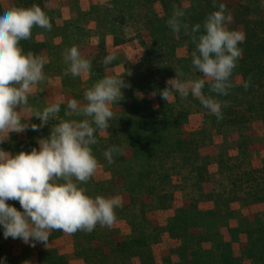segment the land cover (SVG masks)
Instances as JSON below:
<instances>
[{
  "label": "rangeland",
  "instance_id": "1",
  "mask_svg": "<svg viewBox=\"0 0 264 264\" xmlns=\"http://www.w3.org/2000/svg\"><path fill=\"white\" fill-rule=\"evenodd\" d=\"M220 2L232 15L228 27L245 34L228 94L210 92L207 83L203 89L222 102L224 118L218 120L191 92L187 98L173 93L171 102L148 100L145 94L162 91L170 78H203L192 65L193 35L204 31L205 18ZM33 3L52 23L51 30L34 26L31 37L20 42L46 60V79L30 95L33 111L60 99L58 115L80 119L65 115L68 99L83 102L85 90L104 75L125 81L114 119L107 132L97 131L98 143L92 145L99 167L82 185L92 196L119 194L123 206L111 227L97 225L90 233L53 229L47 242L35 246L5 238L0 228V257L7 264H264V163L253 166L244 140L235 138L240 133L235 125L257 116L264 124V87H243L241 63L247 36L264 37V0H0L3 7ZM174 7L185 10L188 33L168 26ZM197 23L201 28L192 33ZM73 45L92 61L90 72L77 77L65 74L63 60ZM107 53L117 58L105 66ZM257 58L263 67L264 53ZM28 123L40 119L32 116ZM55 123L11 132L5 141L30 142L4 141L0 147L11 153L38 148ZM112 145L122 152L108 164L103 153ZM104 164L110 165L107 172ZM7 203L22 210L18 200Z\"/></svg>",
  "mask_w": 264,
  "mask_h": 264
},
{
  "label": "clouds",
  "instance_id": "2",
  "mask_svg": "<svg viewBox=\"0 0 264 264\" xmlns=\"http://www.w3.org/2000/svg\"><path fill=\"white\" fill-rule=\"evenodd\" d=\"M217 0H214L216 3ZM183 8L174 7L167 20L173 32H189V24ZM232 15L223 2L218 10L209 13L203 22L204 31L193 35L196 50L192 52V65L203 74V78L180 80L170 78L161 91L165 100L173 93L187 98L189 92L214 114L218 120L224 118L222 102L203 91L207 83L209 91L227 95L234 85L230 80L241 57L239 44L245 34L228 27ZM34 26L52 29L47 13L39 4L31 6H0V144L11 132H22L43 128L50 119L52 125L47 137L38 141L39 147L16 153L0 147V228L5 238H19L35 246L47 242L50 230L59 229L67 233L92 232L97 225L111 227L116 221V209L123 206L122 197L117 195H89L82 186L96 173L99 161L93 154L92 145L98 143L97 131L109 128L115 117L113 105L122 99L123 78L108 74L97 80L84 92L83 102L76 98L67 100L65 115L81 117L65 119L60 117L62 100L44 105L33 111L30 103L32 89L46 79L43 71L45 58L25 51L21 45L32 35ZM199 23L191 26V32H199ZM115 53L102 58L105 66L116 60ZM68 66L65 74L72 77L90 72L92 61L82 55L73 45L63 53ZM251 78L244 81L247 89ZM19 108V110H17ZM32 113L24 117L22 113ZM38 117L40 123H28L29 117ZM117 145L107 148L103 156L108 164L114 163V156L121 154ZM18 200L21 209L7 203ZM0 264H7L0 257Z\"/></svg>",
  "mask_w": 264,
  "mask_h": 264
},
{
  "label": "crops",
  "instance_id": "3",
  "mask_svg": "<svg viewBox=\"0 0 264 264\" xmlns=\"http://www.w3.org/2000/svg\"><path fill=\"white\" fill-rule=\"evenodd\" d=\"M191 47L192 46H190V48ZM195 50H196V47L193 48V51H195ZM191 54H190V56L192 57ZM136 89H137V93L141 94L140 86L137 87ZM53 95H54V93H53ZM145 95H146L147 99L150 101H156V100H163L165 102H171L172 101L171 96L168 97V100H165L164 98H162L160 90H159V92H157V91L152 92L151 91ZM59 100L56 99L55 101H59ZM235 130H237V132H240L239 135L235 138L244 140V144L247 147L249 162H251L253 166L258 164V163H256V161H258V160H260L261 162L264 163V142L262 143L260 141L259 143H257V141H255L256 139L264 138V124H263L262 118L257 116V117H254L253 121H251V122H248L246 124L235 125ZM263 163H261V164H263ZM101 167L103 168V170H105L107 172V170L110 168V165L104 164Z\"/></svg>",
  "mask_w": 264,
  "mask_h": 264
},
{
  "label": "trees",
  "instance_id": "4",
  "mask_svg": "<svg viewBox=\"0 0 264 264\" xmlns=\"http://www.w3.org/2000/svg\"><path fill=\"white\" fill-rule=\"evenodd\" d=\"M255 43H256L255 51H252V48L251 49L247 48L249 44L252 45ZM242 48L244 49L245 52L244 53L245 58L241 60L243 76L246 78V80H248L249 77L251 78V83L249 85V88L253 89L251 85H255L259 87L261 90V88L264 87V66L262 67L257 57L259 56V54L264 53V37H261L260 35L254 37L247 36V42L242 45ZM246 62H248L249 64L248 67L246 66ZM254 70L261 72V77H256L257 74L254 72ZM250 71L253 72L252 75L249 74ZM162 126H164V124H162ZM5 142L10 144L17 143L23 145L25 143H29L30 141L28 140L24 141L21 139H17V137H15Z\"/></svg>",
  "mask_w": 264,
  "mask_h": 264
}]
</instances>
